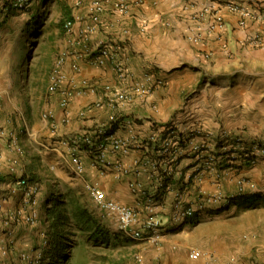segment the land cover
I'll use <instances>...</instances> for the list:
<instances>
[{
  "label": "rangeland",
  "instance_id": "rangeland-1",
  "mask_svg": "<svg viewBox=\"0 0 264 264\" xmlns=\"http://www.w3.org/2000/svg\"><path fill=\"white\" fill-rule=\"evenodd\" d=\"M91 1L0 0V264H136L139 257H141L140 264H175L171 258L167 257L166 253H155L157 247L163 241V230L170 221H173L175 225L186 221L193 224L197 222L199 214L212 209V207L226 210L231 205L244 203L242 200L238 201L239 196L246 195L253 199L254 193L259 188L257 183L247 176H241L237 179V186L234 191H225L221 188L210 190L207 186H205L207 188L201 187L205 179H211L210 174H217L215 179H221L225 175L221 171L229 173L240 162L252 165L259 155L264 154V152H260L256 155L254 162H251L246 155V152L251 150L254 144L259 143L264 148L263 135H255L254 133L261 128L259 123L263 121L264 106H261V109L257 107L240 110L229 107L227 104L224 107L223 105H215L216 99L218 101L227 99L228 101L239 97V91L252 83H256L254 78L258 79L256 83L258 86L260 84L264 87V76L260 79L258 76L251 74L261 70V67L256 66L254 68L253 63L247 59L232 64L212 63L211 58L214 50L207 46L205 39L213 33L203 36L201 41L195 35V39L199 41H197L198 45L202 46L200 50L201 62H192L189 67L191 72L187 76H158L159 68L157 67L142 71V76H133L124 62L128 71V79L125 82L120 81L123 85L108 82L100 88L88 78L80 81L83 89L92 88V85L95 88L98 87L95 92L97 93L100 90L102 97H97L103 102V87L106 84L126 88L131 83H145L149 78L162 80V84L155 87L153 93L160 87L165 89V93L160 94L157 101L160 102L161 100L162 107L160 110L169 114V117L159 127L170 125V127L172 126L170 130L173 131V133H170L171 137L179 138L181 141L182 139L187 140L186 146L194 144L199 146V157H197V152L188 149L190 152L188 153V150H185L178 161H170L171 164L177 166L181 161L184 164V159L192 158L193 161L189 162L187 166V169L190 170L185 172V178L188 182H194L199 186L193 199L189 202H186L182 190L174 188L169 219L167 218L169 214H165L164 207H162L164 206L165 191H156V188L151 189L158 182L162 190L165 189V184L167 186L168 182L175 181L171 177V179L167 178L168 175L165 173V175H161L163 178H160L159 174L154 179L150 177L155 184H149L144 189L138 186L137 189L140 191L132 190L133 192L130 191L131 194L122 193V200H117L134 207L140 219L148 215V203L156 202L158 207L155 209V213L162 223L159 229L160 238L157 241L134 240L127 237L121 231L117 217L109 214L95 200L91 188L95 187L104 191L105 189L101 183V176L104 175L101 174V169L95 161L96 153L94 151H83L89 158L90 167H93L97 172L94 181L86 174L83 159L85 154L80 153L84 164V172L77 174L73 170L70 160V148L64 144V139L68 136L61 139V144L69 154V157L66 158L68 162H55L50 153V150H53L55 141V138L50 136L54 130V117L48 118L47 113L51 110L50 104L54 100V96L58 95L60 91H51L49 86L52 76L59 69L66 75L65 84L67 86L71 85L75 91H78L77 80L70 74V70L74 71L72 69L73 63L78 62H74L73 58L79 59L82 57L86 61H90L91 64H95L94 54L97 52L101 41L92 49L91 38L89 37L92 33L89 34L87 39L83 40L84 24L88 19V5ZM101 1L106 6L104 13L110 12L116 15L110 9L113 0ZM166 1L156 0L155 4H149L146 0H130L129 13L120 16L128 17V19H125L128 22L129 18H132L135 27L138 28L137 31L145 33L150 29L148 25L152 23L147 15H162L159 12H152L151 7L159 4L163 11V15L159 16L160 20L166 22L164 16L168 13L165 10L170 5ZM220 1L218 0V4H214L213 2H217V0H209L202 8L190 14L191 18L202 23L211 17L221 31H219V34L224 33L227 21L221 12ZM178 2L176 6H179L182 12L192 11L193 1L178 0ZM210 6L219 8L224 20L223 25L216 22L215 11L209 9ZM136 19H138V22ZM250 19L264 23V21L248 18L245 26H241L238 19V25L244 28ZM69 20L73 23V29L68 33L65 29V23ZM82 21L83 24L79 26V22ZM256 32H259L262 37L261 43L253 41V35ZM120 36L118 35L119 38ZM125 36L127 37V35ZM111 37L112 35H108L109 40ZM126 37H123L124 41L128 40ZM243 41L260 47L264 43V35L261 29H256ZM221 46L227 48L228 42L223 40ZM62 57L64 59L60 62ZM80 69L79 66V69L75 72H79ZM150 96H136L126 103L111 107V113H115L118 117L113 129L115 130V127L123 121L124 117L119 109L122 105H132L138 100L140 102L138 107L151 112L158 111V102L148 100L152 99V96ZM98 101L97 99L92 101L89 106L96 105ZM192 111L197 112L199 114L198 118L201 120H206L209 117L210 120L219 122L217 129H205L204 134H207L210 140L203 143L191 142L194 138L193 135L198 130H200V133L204 132L200 127L187 132L184 136L181 135L183 133L174 132L178 124L177 118L184 119L185 117L187 120ZM150 114L152 113L141 111L135 114L137 117L131 115L130 119L136 123H143L144 120H151L147 118L148 115L152 117ZM233 120L240 121L239 127H230L232 125L230 123L234 122ZM101 126H98L95 130H98ZM95 130L86 133L96 136L97 132ZM262 130H264V126ZM248 131L253 132V137L245 135ZM77 133L84 132L74 134ZM165 133L168 134L169 132ZM145 142H149L148 145L152 150L155 147L153 151L157 150V142H155L157 145L152 146V141L148 139L144 141V146L146 145ZM182 144L185 145L184 142ZM167 159L170 160L171 157L167 156ZM65 163L70 164L71 170L68 166L65 167ZM123 169L121 168L120 171L123 172ZM172 170L174 171L169 166L162 169L164 172H173ZM191 173L197 174L196 177L189 178ZM23 178L27 180V186L18 184V181ZM240 180L253 183L255 191H247L246 194L238 195L230 201V204L223 207L206 204L197 211L196 216L192 219L181 221L174 219V206L177 199H182L185 205L197 207L198 201L208 194L222 193L230 195L236 193ZM134 191L140 193V195L137 196ZM127 195H134L135 198L128 202L125 199ZM34 212V220L32 222L26 221L25 218ZM60 215L61 217L58 219ZM61 220L62 222H60ZM240 220L241 223L243 222V227L238 232L240 236L237 238L238 240L233 241L234 249L230 248L237 251L233 254H227L226 252V257L234 264H248L247 260H255V264H264V250L260 247L263 242L259 235L255 234L261 232L259 226H254L256 225L255 222L250 226L247 217L240 218ZM19 224L25 226L22 230L24 233L30 234L29 239H26L27 237L24 235L19 237V240L16 239L18 235H15L12 226ZM55 231L62 234L58 238V242L54 240ZM178 231L181 230L178 229ZM186 231H188L190 237L188 256L193 249L202 251V255L198 259H191L189 256L191 260L197 262L205 257L210 262L218 261V257L212 254L214 252L211 253L206 247L198 244L201 239H205L207 236L198 237L194 229H187ZM170 233L174 235L173 231ZM250 238H254L255 244L251 250H248L249 246L247 244ZM208 242L211 246L217 244V241L213 243L212 237L209 238ZM229 244L225 246H229ZM58 245L66 246L67 256L65 259H60ZM150 245L155 246L152 248Z\"/></svg>",
  "mask_w": 264,
  "mask_h": 264
},
{
  "label": "crops",
  "instance_id": "crops-1",
  "mask_svg": "<svg viewBox=\"0 0 264 264\" xmlns=\"http://www.w3.org/2000/svg\"><path fill=\"white\" fill-rule=\"evenodd\" d=\"M147 1L149 4H155L156 2V0H146V2ZM190 1L194 2L193 8L191 9L192 11L185 13L181 11L179 6H176L179 3L178 0H167L166 2L170 5L165 10L168 13L164 16L166 22L161 21L162 19L160 20L159 16L163 15V11L159 7L160 5L157 4L155 7H151L150 10H152V12H159L162 15H147L152 23L148 25L150 29L145 33L137 31L138 28L135 27L132 18H129L128 22L125 20L128 19V17L105 12L102 14L97 30L89 36L91 38L92 49L96 47L95 45H97L99 41H104V43L115 46L119 57L125 62L128 70L133 76H142V71L152 67L159 68L158 76H187L191 72L189 70L190 64L194 61L195 63L201 62L200 50L202 46L198 45V40L195 39V35L198 36L201 41L203 36L209 35L208 33H213L205 39L207 41V46L214 50L213 57L211 58L212 63L219 64L222 62L232 64L247 59L253 63L254 68L256 66L261 67V70L251 73L253 76H258L261 79V77L264 76V43L259 47L254 46L249 42H244L243 40L245 37H249L256 29H261L264 35V23H259L250 19L248 20L247 26L241 28L238 25V14L232 12L228 8L226 0H221V12L227 21V25L225 26L224 33L219 34L220 30L211 17L209 19L207 18L204 22L199 23L198 21L193 20L190 16L194 11L202 8L205 3L209 2V0ZM231 1L240 3L241 5L252 9L264 11V0ZM213 3L218 4V0ZM136 21L138 22V19H136ZM82 24L83 21L79 22V26ZM108 35H112L110 40L108 39ZM118 35H121L120 38ZM125 35H127V37ZM123 37L128 38V40L124 41ZM223 40L228 42L227 48H222L221 43ZM73 59L74 62L78 61L77 63L81 67L79 72L70 70L72 77L77 80L76 85L78 91H76L73 96L68 110L65 113L59 107V94L54 96V100L50 104V109L54 113V130L51 132L50 136L55 138L53 150H50V153L55 162H68L66 158L69 157V154L67 153L66 148L61 144L62 138L76 132H91L97 129L98 126L104 125L108 122V116L112 111L111 107L106 104H104L103 107H97L95 105L89 106L92 101L96 99L98 100L102 97L101 92L99 90V92H97L98 95L90 88L83 89L80 81L84 78H88L100 88L104 83L108 82L123 85L116 77L111 65L100 66L91 64L90 61H86V59L82 57L79 59L74 57ZM255 80L257 83L258 79L254 78V82ZM256 83H252L250 86L242 89V91H239V97H236L235 99L233 98L228 101L227 99H221L219 101L216 99L217 102L215 105H223L224 107L227 104L229 107H233L234 109L238 108L240 110L257 107L261 109V106H264V87L260 84L258 86ZM96 89H98V87ZM164 91L165 89L160 87L154 91L151 95L152 97L150 96L152 99H148L152 100V102H158V111L151 112L147 109L145 110V108L138 107L140 104L138 100L132 105L120 106L119 109L124 118L123 121L115 127V133L123 138L135 134L141 141H146L150 139L151 136H154L157 140V144L158 141L160 143L164 134L161 132V127L159 126L164 124L165 122L163 121L169 117V114L164 111L161 112L160 110L162 107L161 100L160 102L159 100L157 101L158 96L165 93ZM97 96H99V98ZM242 105L244 107H241ZM141 111L152 113L150 114L152 117L149 115L147 116V118H150L151 120H144L143 123L133 122L130 119L131 115L137 117L135 114H138ZM198 116L199 114L197 112L192 111L187 120L185 117L184 119H181L180 117L177 118L178 124L176 125V130L174 132L180 134L183 133L181 135L184 136L187 132L200 127L204 132L200 133V130H198V132L193 135L194 138L191 142L203 143L206 142V140H210L207 134H204L206 132L205 129H217L219 127V122H215L216 120H210L209 117H207L206 120H201ZM262 120L264 121V117ZM233 121V123H230L232 124L230 127H239L240 121ZM263 121L259 123V127L261 128L254 132L255 135H263L264 137V130H262L264 126ZM245 135L247 137H253V132L248 131ZM157 144L152 142V146ZM189 152L190 151L188 150V153ZM80 153L83 155L85 154L83 151H80ZM107 157L113 162V165L110 168L108 167L105 172L101 173L104 175L101 176V183L109 198L120 201L122 200V193L131 194L130 191L138 190V186H141L144 189L146 186L148 187L149 184L154 183L150 177L154 179L157 174H159L160 178H163L161 175L166 173L168 175L167 178L171 177L175 180L174 182H168L167 186L165 184V189L162 190L159 187V182L156 185H154V183V186L151 187V189L156 188V191H165V197L163 200L164 206L162 207H164L163 210L165 214H169L167 215L168 219L170 218L169 212L171 210V197L174 195V188L182 190L186 202H189L193 199L199 186L194 182H188L187 178H185V172L190 170L187 169V166L189 165V162L193 161L192 158L182 159L185 163L183 164L181 161L180 164L176 166L171 164L170 160L167 159L166 154H161L159 151H153L148 144L145 145L144 149H133L128 154L108 152ZM83 159L86 166V174L89 175L91 180H96L95 174H97V172L93 167H90L88 162L89 158L86 154L83 156ZM52 163H54V161H52ZM116 164H120L122 168H124L122 170L123 172L120 171V168L117 167ZM67 166L70 169V164L68 165L65 163V167ZM167 166H169L170 169H174V171H162V169ZM221 172L223 174L225 173L221 179H215L217 174H210L211 179H205L201 187H208L210 190L221 188L225 191H234L237 186V179L241 176H247L255 181L259 187L254 193L253 199L251 197L252 201L245 200L244 203L240 202L241 204L237 203L231 205L226 210H219L212 207V209L204 211L205 213L202 212L199 214L197 222L193 224L186 221L179 225H175L173 221H170L163 230V241L159 247H157L155 253H166L167 257L171 258L175 264H234L229 261L225 253L233 254L237 251L231 250L230 248L234 249L235 245L233 241L238 240L237 238L240 236L238 232L243 227V222L241 223L240 218L244 217L249 219V225H252L255 222L256 225L254 226H259L261 232L255 234H258L263 242L260 247L264 250V154L259 155L256 162L252 165L240 162L233 167L231 172ZM170 187H172V189L169 190ZM135 193L137 196L140 195V193ZM126 197L127 198L125 199L128 202H131L133 198H135L134 195H127ZM24 227V225L20 224L12 226L15 235H18V237H16L17 240L23 235L27 237L26 239H29L30 234L26 232L24 233L22 230ZM178 229L181 231H178ZM187 229H194L197 232L198 237L202 235L207 236V238L201 239L198 244L206 247L211 253L214 252L212 254L218 257V261L210 262V260H207L204 257L196 262L189 258L187 253L189 250L190 237L188 231H186ZM20 230L22 231L20 232ZM171 231L174 232V235L170 233ZM19 233L21 234L20 236ZM210 237H212L213 243L217 241L216 245L211 246L209 244L208 240ZM248 242V250H251L255 244L254 238H250ZM226 244H229V246H225ZM150 246L154 248L155 245ZM255 262V260H247L248 264H255Z\"/></svg>",
  "mask_w": 264,
  "mask_h": 264
},
{
  "label": "built area",
  "instance_id": "built-area-1",
  "mask_svg": "<svg viewBox=\"0 0 264 264\" xmlns=\"http://www.w3.org/2000/svg\"><path fill=\"white\" fill-rule=\"evenodd\" d=\"M129 5L130 0H113V3L110 9L118 14L125 15L129 13ZM226 5L228 8L239 14V24L241 26L246 25V21L248 18H253L257 21H264V12L250 9L246 6H242L234 1H227ZM208 9V8H207ZM209 9H213L215 11L216 22L220 25L224 24V20L222 15L220 14V10L218 7L212 8L210 6ZM106 10V6L104 2L101 0H92L88 5L87 14L88 19H86L83 29V40L87 39L89 34L93 33L98 24L101 21L102 14ZM66 32H71L73 29V23L71 20L65 23ZM253 41L255 43H261L262 37L259 32H256L253 35ZM64 57H62L60 62H62ZM95 64L103 66L110 64L112 69L117 74V77L120 81H127L128 79V71L124 64V61L119 57L117 48L113 45H109L100 42L97 52L94 54ZM72 69L77 71L79 66L77 63H73ZM66 75L59 69L56 70L54 76H52L51 83L49 89L51 91H60L59 95V107L65 113L68 110L70 102L75 95L76 91L73 89L71 85L67 86L66 84ZM162 84V80H154L149 78L147 82H136L131 83L129 87L122 88L120 86H115L112 84H106L103 87L104 91V100L103 102L99 99L96 102L97 107H103L104 104L109 105L110 107H114L115 105L126 103L127 101L132 100L136 96L147 97L153 93L155 87L160 86ZM92 91H95V87L92 85L90 88ZM84 113V112H83ZM82 113V114H83ZM48 118L54 117L53 112L50 110L47 113ZM65 119V118H64ZM118 121V117L115 113H111L109 116V120L106 124L102 125L98 130H96V136L84 133H77L66 137L64 140V144L68 145L71 152V164L72 168L77 174H82L84 172V164L81 160L80 151H88L96 153V162L98 167L101 169V172H105L108 167H112L113 162L110 161L107 157L108 152H118L121 154H128L133 149H142L145 147L144 141H141L137 138L135 134H131L127 138H123L115 133L113 129L114 124ZM161 132L165 134L160 143L158 141V148L156 151L161 152V154H166L170 156V161H178L179 158L183 156L185 150H192L197 152V157H199V146L192 145L186 146L188 143L187 140L182 141L179 138L171 137L170 133L173 132L172 126H163L160 128ZM165 132H169L166 134ZM95 140V142H94ZM150 141L153 143L157 142L154 136H151ZM185 143L182 144V143ZM190 142V141H189ZM146 145L149 142H145ZM155 150V147L154 149ZM260 152H264V148L261 147L259 143L254 144L248 152H246L247 157L251 162L255 161L256 155ZM120 169L122 166L120 164H116ZM194 173V172H192ZM189 174V178L193 177L197 174ZM166 174V173H165ZM18 184L21 186H27L28 182L25 178L18 181ZM248 188V189H247ZM93 196L95 200L103 207L109 214H113L117 217L119 221V227L121 231L127 236L134 240H150L157 241L160 238V227L162 223L160 219L157 218L155 213V209L158 207L156 202H149L147 205L148 215L140 219L136 209L127 204L121 203L115 199L109 198L104 190L96 189L95 187L91 188ZM247 191L254 192L255 185L249 181L240 180L238 182V190L234 194L224 195L222 193L216 194H208L203 196L197 204V207L194 205H185L182 199H177L175 203V213L174 219L176 221H181L183 219H192L196 216L197 211L202 209L206 204L209 205H218L220 207L226 206L230 204V201L234 199V197L246 194ZM35 217V212L30 214L25 218L26 221L32 222ZM202 255V251L198 249H193L190 251L189 256L191 259H198ZM141 257L138 258L136 264H140Z\"/></svg>",
  "mask_w": 264,
  "mask_h": 264
},
{
  "label": "trees",
  "instance_id": "trees-1",
  "mask_svg": "<svg viewBox=\"0 0 264 264\" xmlns=\"http://www.w3.org/2000/svg\"><path fill=\"white\" fill-rule=\"evenodd\" d=\"M237 199H238V201H240V200H242V201H245V200L250 201L251 197L245 195V196H239ZM60 217H61V215L58 217V219H60ZM60 222H62V220ZM57 228H58V226H57ZM54 236H55L54 240L56 242H58V238H60L62 236V234L59 233L58 231H55L54 232ZM65 247H66L65 245H60L59 248H58V255H59L60 259H65V257L67 256V254L65 252V249H66Z\"/></svg>",
  "mask_w": 264,
  "mask_h": 264
}]
</instances>
